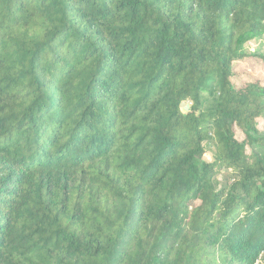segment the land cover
Segmentation results:
<instances>
[{"label": "trees", "instance_id": "obj_1", "mask_svg": "<svg viewBox=\"0 0 264 264\" xmlns=\"http://www.w3.org/2000/svg\"><path fill=\"white\" fill-rule=\"evenodd\" d=\"M263 35L264 0H0V264H262Z\"/></svg>", "mask_w": 264, "mask_h": 264}, {"label": "rangeland", "instance_id": "obj_2", "mask_svg": "<svg viewBox=\"0 0 264 264\" xmlns=\"http://www.w3.org/2000/svg\"><path fill=\"white\" fill-rule=\"evenodd\" d=\"M245 48L248 52L264 56V35L260 37L257 41H252V43L248 44ZM234 69L241 73V76L239 77L240 80L249 79V77L264 79V67L261 64L260 59L257 57L249 58L242 62L235 63ZM186 105L189 106V104ZM205 156L207 159H210V152H207ZM260 262L264 264V260L261 259Z\"/></svg>", "mask_w": 264, "mask_h": 264}, {"label": "water", "instance_id": "obj_3", "mask_svg": "<svg viewBox=\"0 0 264 264\" xmlns=\"http://www.w3.org/2000/svg\"><path fill=\"white\" fill-rule=\"evenodd\" d=\"M188 107H189V106L185 105V106L182 108V111H183V112H186L187 109H188Z\"/></svg>", "mask_w": 264, "mask_h": 264}, {"label": "built area", "instance_id": "obj_4", "mask_svg": "<svg viewBox=\"0 0 264 264\" xmlns=\"http://www.w3.org/2000/svg\"><path fill=\"white\" fill-rule=\"evenodd\" d=\"M264 260V259H263Z\"/></svg>", "mask_w": 264, "mask_h": 264}]
</instances>
